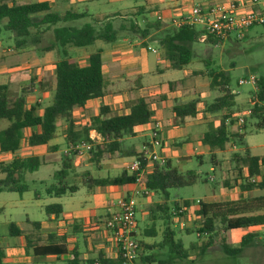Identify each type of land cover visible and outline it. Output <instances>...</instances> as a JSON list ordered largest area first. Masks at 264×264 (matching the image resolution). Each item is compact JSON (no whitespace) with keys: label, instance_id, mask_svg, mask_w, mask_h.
Here are the masks:
<instances>
[{"label":"crops","instance_id":"0c3cea01","mask_svg":"<svg viewBox=\"0 0 264 264\" xmlns=\"http://www.w3.org/2000/svg\"><path fill=\"white\" fill-rule=\"evenodd\" d=\"M9 5L29 4V3H48L52 11L64 14L69 10L79 13L87 12L98 20L111 18L115 28L119 29L125 23V19L132 14L142 11L144 16L138 18L140 26H144L148 22L160 20L163 28L156 32H165L169 29L177 28L175 22L182 21L191 11L193 7L200 6L203 8L211 7L218 3L228 2L232 0H0ZM161 17V19H159ZM155 20V21H154ZM154 36V35H153ZM206 40L200 39L204 43ZM103 50V74L107 84V95L102 99H95L88 102L85 109L75 111L74 120L76 126L82 128L90 123L92 117L99 115L101 105L107 106L112 115H125L130 113L129 104L138 98H145L150 104L151 110L154 113L153 121L150 124L139 126L135 130V136L128 138L126 143L129 147L134 148L138 153L142 151L151 136V131L154 126L159 123L162 137L164 140V148L162 154L171 161L173 166L181 172L194 171L192 164L196 159L200 165L205 163L207 159L210 162L209 182L213 187L209 189V194L204 197L184 199L178 194V191H173L172 194L177 195L176 202L183 204L185 201H191L193 204L188 208L185 223L186 229L189 226L198 225L201 217L197 216L199 208L195 206L196 201L200 200L203 203L215 204L223 202H237L240 199H255L264 196H257L258 192L264 191L255 189L252 191H243L240 185L244 182L238 180L239 186L226 187L224 180H227V171L231 167L230 157L232 153L238 152L239 148L231 143L225 152L217 153V165L212 164L210 160V148L202 142L205 133L208 131L209 124L214 123L218 126L220 118L215 116H205L204 111L208 104L218 96L216 92L210 89V81L208 77L196 76V73L208 72L200 67L192 66L195 60L182 70L172 68L171 62L165 58L164 52L157 40L150 38L141 39L136 36L122 34V37L113 44H105L97 42L94 46L88 48H72L70 54L80 66H88L90 55L97 50ZM58 55L55 52H49L39 55L34 48H26L17 50L15 47L13 35L9 32H3L0 36V76L3 78L4 85L9 88L10 98L12 94L20 93L23 87L28 86L34 81L36 88L34 92L27 98L28 106L34 104L42 105L41 101L50 99L49 106L52 103L54 89L56 86L55 70ZM205 62V61H204ZM209 64L210 62L207 61ZM190 66L193 69H190ZM205 67L206 62H205ZM51 69L53 73V87L51 90L47 88L48 83L45 77L39 76L41 72ZM171 71H184L183 78H168L167 73ZM35 73L31 77L30 74ZM30 75V76H29ZM45 76V74H44ZM196 77V78H194ZM207 78L208 89L200 90L197 86L199 78ZM254 90V89H253ZM251 90V92H253ZM241 95V94H239ZM237 103L247 105L250 98L245 97L242 102ZM12 99V98H11ZM198 99V114L193 119H188L184 125H181L178 119L173 114V107L177 102L187 103ZM15 100V99H12ZM39 100L40 102H38ZM45 106L44 108H46ZM95 108L93 114L90 113L91 108ZM89 113V115H88ZM84 120L81 124L78 119ZM7 122V121H6ZM10 123L3 129L8 128ZM67 125L64 121L59 122L57 136L46 146L31 148L28 146L26 139L23 140L21 149L15 154L0 153V164L9 163L16 157L28 158L39 157L44 159L45 164L41 168H51L53 171L47 173L42 178H34L33 176L39 172L27 175L29 183V191L33 193V199L37 207L44 216L42 221L33 220L28 214L22 220V225L27 226V231L23 230L18 239V243L10 244L9 242L2 245L0 248L4 250L3 264H38L40 262H48L55 264L61 262L65 264L71 259L75 250L82 256L83 261L96 259L100 255L106 258L115 260L119 253L116 245L109 237L105 229V222L110 219L113 214L119 211L118 204L121 200L133 197L138 190L135 184L124 186H106L96 187L88 190L82 185L83 175L90 173L95 179H106L120 176L124 171H129L128 167L137 159L121 158L119 156L105 155L99 165H95L89 158H77L72 151L71 145L66 142ZM233 132V129L231 130ZM235 132V131H234ZM237 132V131H236ZM240 133H244L245 129H240ZM32 134V130H25V138ZM93 136L99 135L93 131ZM247 141V138H246ZM248 144V143H247ZM251 153L252 149L248 145ZM62 154L74 155L75 173L69 177L66 182L69 186L78 185L79 190L75 194H68L63 197H54L48 195L47 189L53 184L54 173L60 170L62 165ZM252 155H254L252 153ZM256 156V155H254ZM264 157V156H259ZM86 160H88V163ZM149 173H151L152 168ZM243 175H247V169H243ZM264 171V168H262ZM201 179L203 178L200 171H194ZM262 172V171H261ZM129 173H131L129 171ZM226 177L220 184L217 182L220 176ZM3 176L0 173V178ZM85 191L84 198L76 203L75 196L78 193ZM175 192V193H174ZM24 193V194H26ZM38 194V198L36 197ZM23 195V194H20ZM153 196V197H152ZM137 212H138V229L137 239L144 244V255L148 256L155 254L160 260H168L169 255L167 249L155 247L154 251H150L149 246H155L163 241V226L161 221H157V237H147L145 231L151 229L152 222L149 207L153 204L160 203L162 200L159 196L152 194L151 196H137ZM21 201H23L21 197ZM33 202V201H32ZM58 204L63 208V212L59 217L55 215L47 216L45 208L49 205ZM0 213H4V209H0ZM179 222L175 220L176 225L173 227L178 232L177 240H180L185 249H190L189 260L174 259L173 264H264V225L250 227L247 229H237L226 233V243L233 249H240L241 252L236 256H228L221 247V240L218 238L211 244L210 248L202 256L197 257L196 251L202 246L210 242L209 236H201L198 233L197 242H190L188 245L183 240L182 235L187 234L186 230H182ZM14 222L9 224H13ZM34 223H39L37 228ZM181 228V229H180ZM198 228V227H197ZM10 231V230H9ZM183 231V232H182ZM252 235L246 246H241L245 236ZM10 236V234H9ZM12 237V236H10ZM52 237V239H51ZM1 242V239H0ZM55 245L65 250L64 254L58 255H36V248H44ZM137 264H144L142 261Z\"/></svg>","mask_w":264,"mask_h":264},{"label":"trees","instance_id":"16d2710c","mask_svg":"<svg viewBox=\"0 0 264 264\" xmlns=\"http://www.w3.org/2000/svg\"><path fill=\"white\" fill-rule=\"evenodd\" d=\"M144 14L142 11L132 14L125 19V23L119 29H116L111 18L98 20L87 12L79 13L69 10L60 14L52 11L48 3L9 5L0 1V36L3 32L11 33L17 50L34 48L39 55L49 52H55L58 55L53 100L49 106L44 108L41 115L38 112V104L28 106L27 102L28 96L36 88L34 81L23 87L15 100L10 98L7 86H0V122L10 123L8 128L0 130V153L15 154L21 149L25 139L31 148L46 146L56 138L59 122L64 121L67 125L65 131L67 144L77 145L84 142L94 144L90 160L95 165H99L105 155L140 158L141 152L138 153L134 148L129 147L126 141L135 136L137 127L153 121L154 113L150 104L145 98L140 97L129 104L130 113L125 115H112L107 106L101 105L99 115L92 117L87 126L78 129L73 118L75 111L85 109L91 100L104 98L107 95V84L103 74L102 49L90 55L89 65L85 67L80 66L72 58L70 49L92 47L97 42L113 44L125 33L141 39L157 40L173 69L182 70L189 66L196 59L193 48L200 42L202 31L196 27L182 26L155 35L163 28L162 22L157 20L140 26L138 18ZM244 38L246 35L234 40L240 41ZM208 39L216 43L224 42L213 36H209ZM228 40H232V37ZM206 66L209 68L210 64L207 62ZM196 76L208 77L210 89L218 95L204 111L205 116L220 118L218 126L214 123L209 124L208 131L202 140L203 144L210 148L212 164L217 165V153L225 152L229 144L233 143L239 148V151L232 153L230 157L232 168L230 172L228 171V181H225L223 185L230 188L239 186L237 181L241 179L244 182L239 187L243 191L264 190V180L259 183L248 182V178L260 175L264 168V157L252 155L246 141L247 120H256V127L264 129V108L259 105V103H264V79H258V91L252 93L254 97L252 100L256 102V105H249L247 109L240 112L237 95L231 89V78L227 71L212 70L196 73ZM199 102L196 99L187 103L177 102L175 104L173 114L181 125L197 116ZM249 109L252 113L244 118L245 123L242 126L245 132L232 133L231 128L236 123L235 117L238 114H245ZM228 119H231L230 125L226 124ZM27 129L32 130V134L25 138ZM93 131L101 136V143H96L91 139ZM74 158L73 154H62L61 168L54 173V182L47 189L48 195L60 198L78 192V185L69 186L66 182L75 173ZM44 164V159L35 156L16 157L9 163L0 164V173L3 176L0 178V194L28 192L30 186L27 175L37 172ZM145 165L146 163L143 162V166ZM244 168L248 172L246 176L243 175ZM136 179L137 175L129 171H124L118 177L106 179H95L90 173H85L82 185L92 190L96 187L135 184ZM199 182L207 183L209 180L201 179V176L194 171L183 173L169 160L164 166L156 163L151 173L143 176L141 186L162 200L149 207L152 227L145 231L146 236L157 237V221H161L164 228L162 243L146 248L150 251H154L156 246L160 249H167L169 255L168 260H160L155 254L142 257L140 260L144 264H173L174 259L189 260L192 250L185 249L183 243L177 240L178 232L173 229L176 225V218H185L187 213L176 216L181 204L175 201L177 195H173L172 192L195 186ZM36 197L38 198V194ZM192 204L191 201L183 203L187 209ZM197 207L199 208L197 216L201 217V221L198 223L196 232L193 231L195 229L182 228L187 234L198 233L201 236L210 237V242L196 251L197 257L207 252L218 238L221 240L223 251L228 256H236L241 250L233 249L226 243V233L264 225V197L215 204L201 202ZM62 212L63 208L58 204L45 208L48 217L51 215L59 217ZM34 225L37 228L40 227L39 223H34ZM9 230L12 237L22 235V231L15 223L10 225ZM251 238H253L252 235L245 236L241 246H246ZM140 244L144 247L143 242ZM35 253L42 256L61 255L65 253V250L51 245L36 248ZM3 258L4 250L0 248V264H3ZM65 264H123V260L119 254L115 260L100 255L96 259L83 261L81 254L75 250L71 259Z\"/></svg>","mask_w":264,"mask_h":264},{"label":"rangeland","instance_id":"374dc122","mask_svg":"<svg viewBox=\"0 0 264 264\" xmlns=\"http://www.w3.org/2000/svg\"><path fill=\"white\" fill-rule=\"evenodd\" d=\"M155 21V20H154ZM130 35V34H129ZM246 38L235 41L234 36L232 37V40H227L223 43H216L211 40H207L204 43L199 42L194 45L193 52L196 54V60L192 66L195 65V67H200V69L209 70V71H227L230 78H231V89L235 95H239L238 100L242 102V100L245 97L250 98L247 105H242L240 107V112L244 111L251 106V104L254 102L252 99L253 97V87L250 85L240 86L239 81L240 79L246 78L250 75L257 76L258 79H264V26H255L248 30L246 33ZM210 62L209 68L205 67V62ZM190 66V69L192 70L193 67ZM45 74V76H44ZM31 77L33 75H36L35 73L30 74ZM29 75V76H30ZM184 71H171L170 73L166 74V77L163 78V80H167L168 78H183L184 77ZM39 76L45 77V80L48 83L47 88L51 90V87H53V73L51 72V69L45 70V73L41 72ZM36 75V77H39ZM196 78V77H194ZM199 83L197 84L198 88L200 90L208 89V81L207 78H199ZM3 78L0 76V84H3ZM18 94H12L11 98L16 99ZM40 102L39 100H37ZM50 99L47 98L46 101L42 100V105H38V112L41 115L44 111V107L48 105ZM36 105V104H34ZM95 112V108L90 109V113L93 114ZM89 115V113H88ZM79 123H83V118L78 119ZM256 120H247L246 125L248 124L247 129V143L252 149V153L256 156H264V129H258L256 127ZM6 125H8V122L1 121L0 127L3 129ZM234 131L242 130L243 128L238 127V125L234 124L231 128ZM88 163V160H86ZM192 167L194 171H200L203 179L209 180L208 175L209 169H210V162L206 159L205 163L200 165V163L194 159L193 160ZM53 167L51 168H41L39 172H37L33 177L34 178H42L43 176L47 175V173H50L53 171ZM230 172V171H229ZM227 177L229 178V173L227 171ZM226 177L223 175L220 176L218 179V186L215 188L222 187L220 184L221 182L228 181L224 180ZM224 180V181H223ZM221 181V182H220ZM202 183L199 182L195 186H191L188 188H184L181 190H178V194L181 198L184 199H193V198H199L204 197L205 195L209 194V189L213 187L212 183ZM175 193V192H174ZM86 194L85 191L78 193L75 196V202H80L84 195ZM257 196H264V191L258 192ZM21 197L23 201H21ZM153 197V196H152ZM33 199V193H26L23 195H20L18 193H9V192H3L0 194V209H4V213H0V239L2 245L6 243L15 244L18 243L17 238H13L9 236V224L14 222L16 224H19L23 230L27 231L25 225H22L21 223L25 218V214H28L30 218L37 221H42L43 219V212L39 210L37 207V204L39 202H36ZM161 199V198H160ZM33 201V202H32ZM199 225H193L189 226V229H195L193 231L196 232V229ZM183 232V231H182ZM183 240L188 245L190 242H197L198 237L196 234L191 235H182ZM4 242V244H3ZM142 249L144 247L142 246ZM144 252L141 253L139 260L137 263L141 262ZM136 263V264H137ZM38 264H50L48 262H40ZM55 264H63L60 261L56 262Z\"/></svg>","mask_w":264,"mask_h":264},{"label":"built area","instance_id":"2783aa9c","mask_svg":"<svg viewBox=\"0 0 264 264\" xmlns=\"http://www.w3.org/2000/svg\"><path fill=\"white\" fill-rule=\"evenodd\" d=\"M161 19V17L159 18ZM175 26L180 28L182 26L196 27L202 31V37L206 40L209 36H213L221 41H227L229 37L241 39L245 33L255 26H264V0H232L228 2L218 3L211 7L203 8L200 6L193 7L189 14L182 20L175 22ZM258 78L255 75L247 76L240 79L239 85H250L253 87V92L257 93ZM259 103V102H257ZM253 102L251 106H255ZM264 108V103H259ZM251 110H247L245 114H238L236 118V125L242 128L245 123L244 118L251 114ZM227 125L231 124V119L226 121ZM93 136L91 139L96 143H101L102 138L99 135ZM93 143L84 142L82 144L71 145L70 151L74 153L77 158H89L93 150ZM164 148V140L162 137L159 123H157L151 131L149 142L143 146L141 157L137 158L129 167L131 173L137 175L135 185L138 190L133 197H128L121 200L118 204L119 211L105 222V229L109 237L114 242L121 255L123 264H136L143 252L142 246L137 239L136 233L138 229V212H137V196H151L153 193L141 186L144 175L150 171L148 167L153 169L154 165L158 163L161 166L166 164L167 158L162 154ZM143 162L146 163L143 166ZM264 180V171L260 175L248 178L249 183H259ZM201 204L198 200L195 206ZM188 209L181 204L177 215H184ZM185 218L177 217L181 228L186 227Z\"/></svg>","mask_w":264,"mask_h":264}]
</instances>
